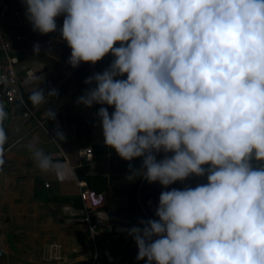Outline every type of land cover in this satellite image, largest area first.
I'll return each instance as SVG.
<instances>
[{
  "label": "clouds",
  "instance_id": "clouds-1",
  "mask_svg": "<svg viewBox=\"0 0 264 264\" xmlns=\"http://www.w3.org/2000/svg\"><path fill=\"white\" fill-rule=\"evenodd\" d=\"M21 2L40 35L55 32L63 17L59 38L72 68L113 57L85 79L77 104L101 106L106 148L125 161L142 159L128 180L140 173L167 189L206 176L196 187L162 191L154 218L127 229L137 261L264 264V0ZM39 51L34 44L33 56ZM29 93L34 106L58 95L40 86ZM6 116L0 104V168ZM45 116L54 120L56 112ZM64 139L57 130L51 140ZM32 158L64 179L42 149Z\"/></svg>",
  "mask_w": 264,
  "mask_h": 264
},
{
  "label": "crops",
  "instance_id": "crops-1",
  "mask_svg": "<svg viewBox=\"0 0 264 264\" xmlns=\"http://www.w3.org/2000/svg\"><path fill=\"white\" fill-rule=\"evenodd\" d=\"M25 12L21 0L3 1L0 7V60L1 39H5L18 58L14 72L25 102H30L29 91L37 86L45 88V93L55 89L58 95L46 98L39 106L29 104L34 117L44 120L43 128L35 127L32 117L22 119L19 101L5 104L0 100L7 113L3 127L9 142L21 141L19 149L4 153L5 163L0 168V250L3 251L0 264H109L97 253L102 247L112 255H120L122 262L145 264L143 260L137 261L136 244L127 234V229L133 226L123 224L122 216L115 215L128 204V193L141 181L140 173L133 180L127 177L141 168L142 159L125 161L106 148L98 121L93 122L84 140L77 138L75 122L64 124L59 121L65 110L75 117H94V105L86 108L78 105L77 100L89 87L84 84L85 79L104 71L113 57L108 55L95 65L81 63L72 68L67 63L71 49L59 38L63 17L57 19L55 32L40 35L32 31ZM13 33L20 39H14ZM37 43L40 51L33 56V46ZM83 64L85 68H79ZM27 69L33 71L32 79L24 78ZM76 72L82 76L80 84L74 80ZM47 109L55 110L54 120H47ZM57 130L65 136L60 145L51 140ZM30 133L35 137L32 144L25 139ZM85 146L92 151L87 162L77 156L78 148ZM35 149H42L51 156L57 151L62 152L66 160H53L62 165L64 179L37 167L32 158ZM75 181L105 196L110 221L99 226L94 238L82 223L79 188ZM52 242L57 244L61 254L59 261L49 259Z\"/></svg>",
  "mask_w": 264,
  "mask_h": 264
},
{
  "label": "built area",
  "instance_id": "built-area-1",
  "mask_svg": "<svg viewBox=\"0 0 264 264\" xmlns=\"http://www.w3.org/2000/svg\"><path fill=\"white\" fill-rule=\"evenodd\" d=\"M14 15H16V13H14ZM12 36L14 39H20V36L14 33ZM1 49L2 59L0 60V100H2L5 104H12L14 101H19L24 109L21 114L22 119L26 120L32 117L34 118V126L37 128H43L44 120L34 117L33 111L31 110V108L25 105L22 98L20 81L14 72V64L18 60L17 56L11 52L9 42L5 39H1ZM33 77V71L29 69L24 71V78L32 79ZM25 139L27 143L32 144L35 140V137L30 133ZM20 146L21 141L19 139L15 140L14 142H9V140H7L4 146L5 152L12 149H19ZM77 156L80 160L87 162L92 156V151L88 146L81 147L77 150ZM52 157L55 159L63 158L64 160H66L61 151L53 153ZM75 185L79 188L78 198L82 209V223L89 232L90 237L94 238L99 226H103L110 221V214L105 206V196L103 193L95 192L86 188L80 181H75ZM49 247V259L59 261V259H61V254L58 251L57 244L52 242L49 244ZM97 253L98 255H101L109 264H134L129 262H122V258L120 255L110 254L105 247H102ZM2 254L3 251L0 250V256Z\"/></svg>",
  "mask_w": 264,
  "mask_h": 264
},
{
  "label": "trees",
  "instance_id": "trees-1",
  "mask_svg": "<svg viewBox=\"0 0 264 264\" xmlns=\"http://www.w3.org/2000/svg\"><path fill=\"white\" fill-rule=\"evenodd\" d=\"M79 68H85L84 64L81 65ZM74 80L77 84L82 83L83 79L81 75H78V72H76L74 75ZM126 78V77H125ZM44 91H46L45 88H43ZM24 103L27 107H30V102L24 100ZM100 105H94V117L93 118H80L71 116L67 110L63 111L59 117V121L63 122L64 124H67L69 122H75L76 124V136L79 139H87L89 131L91 129V126L93 125V122L98 121L97 119V112L99 110ZM22 107V112H23ZM111 113L113 111V108L108 109ZM99 122V121H98ZM163 157V154H159L157 156V159H161ZM257 164L259 162H254ZM202 179V177H195L190 176L188 179H186L183 182H177L169 188L165 189L162 188L159 183H152L149 184L146 180L141 178V181L137 182V185L130 190L128 193V204L122 208L119 209L115 215L116 216H122L121 222L123 224H126L128 226H137L139 224V221L141 219H150L154 218V212L155 208L158 205L159 202V196L162 191L171 190V188H178L182 189L185 186L190 187H196V182ZM139 186V187H138ZM87 230V229H86ZM131 263V262H129Z\"/></svg>",
  "mask_w": 264,
  "mask_h": 264
},
{
  "label": "water",
  "instance_id": "water-1",
  "mask_svg": "<svg viewBox=\"0 0 264 264\" xmlns=\"http://www.w3.org/2000/svg\"><path fill=\"white\" fill-rule=\"evenodd\" d=\"M3 1H4V0H0V7H1ZM202 183H206V177H205V178H202V179L199 180V181H197V182H196V186H197L198 184H202Z\"/></svg>",
  "mask_w": 264,
  "mask_h": 264
}]
</instances>
